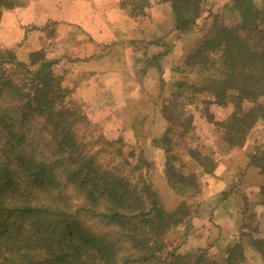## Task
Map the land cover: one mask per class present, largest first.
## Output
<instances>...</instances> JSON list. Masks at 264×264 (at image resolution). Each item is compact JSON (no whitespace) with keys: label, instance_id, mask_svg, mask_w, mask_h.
I'll return each instance as SVG.
<instances>
[{"label":"trees","instance_id":"16d2710c","mask_svg":"<svg viewBox=\"0 0 264 264\" xmlns=\"http://www.w3.org/2000/svg\"><path fill=\"white\" fill-rule=\"evenodd\" d=\"M20 1L0 0V24L3 13ZM206 1L154 0L170 5L172 22L149 44L170 49L179 33L204 30L180 59L179 71L193 76L177 79L176 94L160 103L167 125L155 142L163 145L165 175L174 177L173 188L183 198L173 208L161 202L141 171L146 160L139 147L119 134L99 135L124 163L139 168L132 181L117 166H104L97 157L100 150L92 151L84 141L79 126L92 121L72 95L75 87L63 74L60 56L37 45L20 57L18 49L0 43V264H243L246 239L264 257L259 218L257 227L243 224L222 255L210 249L212 244L186 246L183 235L177 236L176 226L192 216L185 195L201 192L199 174L172 162L180 157L174 148L188 142L193 127L191 115L172 112L178 97L180 103L187 97L201 100L207 122L215 125L212 143L187 150L205 173L213 172L219 154L242 147L256 122L264 123V0H224L221 7L204 8ZM150 3L119 0V7L125 17L139 20ZM55 22L43 26L48 40ZM164 53L147 57L146 66L162 72L158 59ZM229 103L230 113L215 115L212 107ZM31 115L42 120L40 135L30 133ZM38 149L46 153L37 156ZM248 157L264 173V145ZM68 184L81 202L73 203ZM255 205L264 210V182ZM82 216L107 227L94 229Z\"/></svg>","mask_w":264,"mask_h":264},{"label":"rangeland","instance_id":"374dc122","mask_svg":"<svg viewBox=\"0 0 264 264\" xmlns=\"http://www.w3.org/2000/svg\"><path fill=\"white\" fill-rule=\"evenodd\" d=\"M97 1L99 2V0ZM211 1L213 3H210ZM20 2V4L10 9L12 11L7 10L4 13L2 27L0 28V43L18 49L20 57H23L27 51L37 45H44L48 48L50 54L60 56L59 65L64 69L63 74L70 85L75 87L72 95L77 101H80L85 111L89 112V118L92 121L82 123L79 126V133H81L84 141L88 143L92 151L100 150L97 157L104 166H117L132 181L138 179L139 168L135 169L132 163H124L120 157L114 154L115 148L104 144L99 135L116 136L119 134L125 142L139 147L146 160V164L141 168V171L150 179L161 202L168 208L176 207L183 198L173 188L175 184L174 177L170 180L165 175L164 147L155 142V139L160 138L167 125L160 111V103L164 101V98H173L176 94L174 83L177 79L185 74L189 77L193 76L191 71H179L180 59L195 44L204 30L195 27L193 30L181 32L178 37L175 38L174 36L170 45H168L170 49L165 46L162 47L159 52L164 50L166 52L158 59L164 69L162 72H159L156 67H153L154 69L151 72L146 69L143 72L144 64L141 62L139 70L142 73V79L133 78L132 74H127V77L123 79V73L119 71V68L124 67L122 63L119 68L111 69L110 67L113 64L109 65L108 69L104 66L105 70L101 74L98 69L101 68L102 64L95 65L87 59L91 53L95 55L93 43L96 38L92 34H96L95 29L100 28V30H103L105 24L102 21L96 19L98 22L95 24L92 18L87 17L86 24H79L82 29L78 28L79 26L76 27L77 25H72L74 22L66 20L69 18L70 13L78 16V10L72 8L74 4L72 0H21ZM126 2L130 3V0H126ZM223 3H225L224 0H207L203 6L204 8L207 5L217 8L221 7L220 5L223 6ZM154 5L155 3L151 2L143 17L139 19L141 20L142 32L131 30V38L129 39H134L133 41L137 42L136 47H139L142 52L143 50L145 52V48L149 44L148 41L167 30L172 22V15L165 16L163 9L152 13L151 8ZM157 14L158 17L155 20L154 15ZM206 14V10L202 11L201 17ZM49 18L52 19L48 20ZM52 20L56 21V29L53 37L48 40L45 37L43 26ZM92 23L95 25L90 26ZM109 33L110 30L107 35ZM121 38V41H123L125 37ZM109 39L107 37L106 41ZM96 50L99 49L96 47ZM116 54L117 52H113L114 56ZM117 75L120 78H117ZM179 98L174 109L172 108V112L182 113V116L191 115L193 117V127L186 135L188 144L183 143L180 147L174 148L179 152L180 157L172 160V162L176 167L182 165L181 167L185 171H195L199 174L201 192L193 197L185 195L184 204L190 208L192 216L190 219L182 220V223L176 226L177 236L183 235L186 246L204 247L212 244L210 249L222 255L226 247L233 243L239 237L241 231L245 229L243 224L245 226L254 224L257 227L259 218V229L264 235V214L262 213L264 210H257V205H255L257 201V193H254L255 187L257 188V167L249 162L248 157L246 163H240L239 167L234 170L232 182L226 189L217 190L212 187L214 192L209 196L205 187V183H207L204 180L205 173L201 171L202 169L197 162L189 156L187 150L188 146H205L212 143L216 136L215 125L212 122H207L206 116L201 111L204 106L201 100L196 97H187L183 100V103H180ZM232 109V103L221 107H212L215 115L220 118L226 116ZM29 123L30 133L40 135L42 120L31 115ZM262 125L264 126V123L261 124L259 134L264 132ZM257 127L259 126L256 122L248 132L245 141V144L252 150L251 153L257 148V140L260 139L257 136ZM44 133L45 135L49 134L48 132ZM259 144L264 145V140H261ZM106 147L107 150H103ZM236 148L228 149L223 153L220 152L219 155H221L220 159L223 165H227L231 159L233 161L239 160L237 157L231 158ZM43 152L46 153L45 150L38 149V153H35V155L40 156ZM70 184L66 186L73 203L81 202L77 200L78 191ZM223 200H227V205L231 206L225 207L223 210L215 209ZM226 211L230 214L227 220L221 218ZM81 218H84L83 220L89 225L91 224L94 229L107 227L103 222L89 220L88 217L83 216ZM245 247V261L243 264H264V257L257 252V249L249 245L248 239L245 240Z\"/></svg>","mask_w":264,"mask_h":264},{"label":"crops","instance_id":"0c3cea01","mask_svg":"<svg viewBox=\"0 0 264 264\" xmlns=\"http://www.w3.org/2000/svg\"><path fill=\"white\" fill-rule=\"evenodd\" d=\"M72 1L75 4V5L73 4L72 8L74 10H78V16L74 14L72 15L70 13L69 18L66 19L68 21L74 22L72 23V25H77L76 27H78L79 24L80 25L86 24L87 17H90L94 20L95 24L98 22L97 20H99L102 21V23H104L105 27L107 28L106 29L104 27L102 28L103 30H100V28L94 30L96 34H92V35L96 38L93 43L95 48L93 52H95V55L91 53L87 57L88 61H91L95 65L102 64L101 68L98 69L101 74L103 73V70H105V67L108 69L110 67L109 65L113 64V66L110 67L111 69L119 68V65H121V63L124 65V67L122 69L119 68V71L123 73L122 76L123 79L127 77V74L128 75L132 74L133 78L136 77L137 79L139 78L142 79L141 78L142 73L139 70L142 64L141 62H143L144 64L143 72H145V69L150 72L154 69L153 68L154 66H146V59L147 57L152 55V53L159 52L163 46L159 43L151 42L150 44H148L147 48H145V52L144 50L142 52V50L140 51L139 47H136L137 44L136 41H133L134 42L133 43L132 41L129 40V38H131L130 35L132 29L138 30L139 33L142 32L141 30L142 27H140L141 20H135L132 17L123 16L124 13L122 12L121 7H119V0H99V2L97 0H72ZM150 1L152 3H155V5L152 6L151 8L152 13L153 12L156 13L157 11L163 9L165 11V16L172 15V11L168 3L165 2L158 3V2H154V0H150ZM83 2H85V4H83ZM4 13L1 18L0 28L2 27V21H3L2 19L4 17ZM154 17L155 20H157L158 14L154 15ZM92 24L90 26L95 25ZM78 28L82 29L81 26H79ZM109 30L110 33L107 35ZM107 37L110 38L108 41H106ZM121 37L123 38L125 37L123 41H121L122 40ZM97 39H101V40H97ZM96 47L99 50H96ZM113 52L114 53L117 52V54L114 56ZM117 78H120V76L117 75ZM261 124H258L259 127H257V136L260 138L257 140L258 143L257 146H262L259 144V142H261V140H264V132L259 134L261 132ZM251 151L252 150H250V147L244 144L242 147L236 148V150L233 151V155L231 157V158L237 157L239 158V160L233 161L231 159L227 165L225 164L223 165V162L221 160V162L217 164V166L215 167L212 173L204 172L205 173L204 180L207 181V183H205L206 185L205 187L207 188L206 190L208 191L207 194L209 196L212 192H214L212 187H214L217 190L226 189V187L230 184V182H232L234 176V170H236L237 167H239L238 165L240 163L242 162L246 163V160H248V154ZM263 182H264V173L258 171L257 169V188L255 187L254 190L255 194L257 190V198H258L259 186ZM229 206L231 205H227V200H223L221 203L218 204V206H216L215 209L219 208L223 210L225 207H229ZM223 214L224 215L221 218H226L227 220L230 214L227 211L226 213Z\"/></svg>","mask_w":264,"mask_h":264}]
</instances>
